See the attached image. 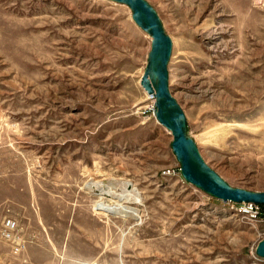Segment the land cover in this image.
<instances>
[{
	"label": "rangeland",
	"instance_id": "1",
	"mask_svg": "<svg viewBox=\"0 0 264 264\" xmlns=\"http://www.w3.org/2000/svg\"><path fill=\"white\" fill-rule=\"evenodd\" d=\"M146 1L172 42L186 133L228 184L264 191V0ZM131 13L0 0V225L13 217L25 243L0 235V264H264L263 214L250 224L161 175L179 162L169 130L137 112L151 37ZM128 183L138 199L120 200L125 215L111 194Z\"/></svg>",
	"mask_w": 264,
	"mask_h": 264
},
{
	"label": "water",
	"instance_id": "2",
	"mask_svg": "<svg viewBox=\"0 0 264 264\" xmlns=\"http://www.w3.org/2000/svg\"><path fill=\"white\" fill-rule=\"evenodd\" d=\"M127 5L133 21L149 36L150 50L139 83L155 98L156 120L171 134V149L179 162L185 181L222 201H243L264 205V191H253L228 184L200 154L195 141L186 133V117L168 84V61L172 50L169 35L163 29L155 9L146 0H111ZM264 257V239L255 248Z\"/></svg>",
	"mask_w": 264,
	"mask_h": 264
},
{
	"label": "built area",
	"instance_id": "3",
	"mask_svg": "<svg viewBox=\"0 0 264 264\" xmlns=\"http://www.w3.org/2000/svg\"><path fill=\"white\" fill-rule=\"evenodd\" d=\"M147 100L149 101L148 105H144L138 108V113L144 118V120L155 119V98L152 94H147ZM180 173V165L177 168L174 167H165L161 169L162 176H172ZM182 176V175H181ZM234 203V202H233ZM236 204V210L238 213L245 218V220L250 224H255L262 220V211L261 204L255 202L243 201ZM17 225L16 220L11 216H5L0 225V235L6 241L11 242L12 247L15 251L22 249L25 246L24 240L17 238L16 235Z\"/></svg>",
	"mask_w": 264,
	"mask_h": 264
},
{
	"label": "bare ground",
	"instance_id": "4",
	"mask_svg": "<svg viewBox=\"0 0 264 264\" xmlns=\"http://www.w3.org/2000/svg\"><path fill=\"white\" fill-rule=\"evenodd\" d=\"M196 143V142H195ZM129 184V183H128ZM94 185V184H93ZM127 185V184H126ZM92 185H91V183L89 182L88 183V187L90 188ZM128 186V185H127ZM127 186H125V187H123V189L122 190H120V192H117V193H114V194H111V195H113V197H115L116 198V200H114V205L115 206H118V209L120 210V212H123V214H125V215H128V213L130 212L129 210H131L128 206L126 207H124L122 204H121V202H120V200H122V199H124L125 200V202H126V200H129V199H131V198H133L134 197V199H138V193H137V191H136V189H135V187L134 186H132L131 185V183L129 184V187H127ZM106 191V190H105ZM95 193H97V194H106V192H101V191H94ZM115 192V191H114ZM108 193V192H107ZM112 193V192H111ZM109 194V193H108ZM110 195V194H109ZM107 196V195H106ZM117 213H119V212H117ZM131 213L132 214H135V213H133V211H131Z\"/></svg>",
	"mask_w": 264,
	"mask_h": 264
},
{
	"label": "trees",
	"instance_id": "5",
	"mask_svg": "<svg viewBox=\"0 0 264 264\" xmlns=\"http://www.w3.org/2000/svg\"><path fill=\"white\" fill-rule=\"evenodd\" d=\"M261 207H262V211L264 212V205L261 204Z\"/></svg>",
	"mask_w": 264,
	"mask_h": 264
}]
</instances>
